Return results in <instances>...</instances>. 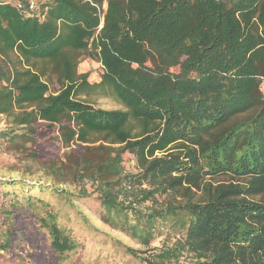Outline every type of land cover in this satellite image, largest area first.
I'll list each match as a JSON object with an SVG mask.
<instances>
[{
  "label": "trees",
  "instance_id": "obj_1",
  "mask_svg": "<svg viewBox=\"0 0 264 264\" xmlns=\"http://www.w3.org/2000/svg\"><path fill=\"white\" fill-rule=\"evenodd\" d=\"M40 1L44 20L0 1V151L53 183L0 179V259L264 264V0H93L100 30L89 1Z\"/></svg>",
  "mask_w": 264,
  "mask_h": 264
},
{
  "label": "rangeland",
  "instance_id": "obj_2",
  "mask_svg": "<svg viewBox=\"0 0 264 264\" xmlns=\"http://www.w3.org/2000/svg\"><path fill=\"white\" fill-rule=\"evenodd\" d=\"M79 73L89 72L92 74V79L99 81L102 76V66L95 58L84 55L80 59V63L78 66ZM49 75L52 78V86L56 82L55 74L52 71V65L49 63ZM264 91V87L262 88ZM90 102L94 104V106L103 108V109H124V107L113 97L111 96H102V95H92L88 98ZM8 127L7 118L4 115H0V130L6 129ZM64 150L60 151V154H63ZM128 161L134 165L135 160L133 155H127ZM6 178H23L26 181L36 182V183H46L52 184L53 182L45 176L43 165L40 162H29V163H19L15 158L4 151H0V179ZM67 187L70 190H74L75 186L72 184H68ZM76 206L82 213L90 220V222L102 232H106L116 237L117 239L123 241L125 244H128L132 247L139 248V245L135 244L130 238L126 235L110 228L108 225L103 223L98 215V204L97 201H91L89 204L76 203ZM25 228L31 232L34 236L36 233L29 222L25 223ZM74 233L78 236H82L87 239V243L95 240L93 237L89 236L85 228L80 225V223L74 220L73 223ZM35 246L37 244L34 243ZM19 248L25 253L24 249H33V247L27 241L20 242ZM89 253V252H88ZM91 255V254H89ZM0 264H16L15 261H3L0 259ZM186 264H191V262H187Z\"/></svg>",
  "mask_w": 264,
  "mask_h": 264
},
{
  "label": "built area",
  "instance_id": "obj_3",
  "mask_svg": "<svg viewBox=\"0 0 264 264\" xmlns=\"http://www.w3.org/2000/svg\"><path fill=\"white\" fill-rule=\"evenodd\" d=\"M3 3H8L13 5L21 14L27 17H38L41 20H44L47 15L48 7H44L43 3L40 0H0ZM89 1L91 4L98 7L100 10L101 15V24L99 26V30L102 28L104 23V12L107 8L106 1L104 2L102 8L99 7L93 0H86ZM100 63V62H99ZM102 66V73L104 72L103 65ZM263 87H264V79H263Z\"/></svg>",
  "mask_w": 264,
  "mask_h": 264
}]
</instances>
